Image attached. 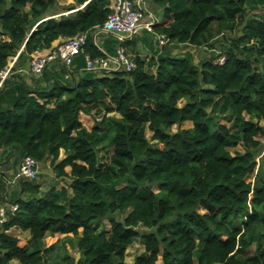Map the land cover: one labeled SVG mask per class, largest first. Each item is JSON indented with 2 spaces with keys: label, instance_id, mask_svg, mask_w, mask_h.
<instances>
[{
  "label": "trees",
  "instance_id": "16d2710c",
  "mask_svg": "<svg viewBox=\"0 0 264 264\" xmlns=\"http://www.w3.org/2000/svg\"><path fill=\"white\" fill-rule=\"evenodd\" d=\"M153 1L155 56L135 50L134 68L99 73L85 68L87 55L120 44L111 33L94 39L111 0H74L59 16L58 0H0V69L15 58L0 87L3 156L50 159L67 181L44 189L18 179L0 264H264V0ZM81 32L70 69L58 58L27 80L32 53ZM184 45L212 55L196 61ZM82 112L96 115L92 128ZM57 233L65 239L46 243ZM138 237L145 248L130 263Z\"/></svg>",
  "mask_w": 264,
  "mask_h": 264
},
{
  "label": "built area",
  "instance_id": "2783aa9c",
  "mask_svg": "<svg viewBox=\"0 0 264 264\" xmlns=\"http://www.w3.org/2000/svg\"><path fill=\"white\" fill-rule=\"evenodd\" d=\"M111 7L112 12L104 24L94 33V39L99 43L98 33H111L119 40L120 44L114 52H106L98 44L104 54L95 58L87 55L85 68L99 73L130 70L134 68L136 63L123 42L138 35L142 28L153 31L154 23L159 21L157 15L148 10L137 0H111ZM147 17L149 18L148 20L146 19ZM87 36V32H81L73 37H68L59 41L50 48L32 53L27 71L32 75H41L47 65L58 58L70 69L74 57L83 51V44L86 42ZM156 39L160 40L161 43L169 41V38L162 33L156 35ZM224 58V56L221 57L220 61L223 62ZM11 68L12 65H9L0 69V87L11 74ZM67 76H69V74H67ZM3 152L4 149L0 146V159L3 156ZM38 174L39 161L31 155H26L22 157L20 164L16 168L14 178L34 179L38 177ZM1 175L2 172L0 171V176ZM17 206V204L11 205L13 209H16ZM6 219L7 208L4 205H0V222Z\"/></svg>",
  "mask_w": 264,
  "mask_h": 264
},
{
  "label": "rangeland",
  "instance_id": "374dc122",
  "mask_svg": "<svg viewBox=\"0 0 264 264\" xmlns=\"http://www.w3.org/2000/svg\"><path fill=\"white\" fill-rule=\"evenodd\" d=\"M73 2H74V0H58L57 6L55 7L54 10H51L50 13L56 12L55 16H59L62 13L67 12V11H64V9L67 8L68 6L72 5ZM263 11H264L263 7H261L260 9L257 10V12H263ZM156 12L159 15H161V13L159 11H156ZM47 16H49V13ZM238 33H240L239 29L234 31L232 33V35L233 34L236 35ZM104 34L105 33L101 32L99 34V39H100V36H102ZM217 39L222 40L223 37L220 35V36H218ZM176 48L177 47H175L174 49L176 50ZM187 49L192 50L194 52L196 61H200V60L204 59L205 57H209L210 55H212V51L207 50L205 47H193V46H187V45L185 46L184 45L182 47L177 48V50H179V52H181V53H183ZM14 62H15V58H11L9 61V65L10 66L13 65ZM23 73L26 75L28 81H32L31 78L33 79V77H35L27 71V67H26V69H24ZM80 118L88 128H92L94 125V121L96 119V115L95 114L90 115V114H86V113H81ZM192 125H193V121L187 120V121L183 122L182 125H180V127L187 128V127H191ZM178 128H179V126L177 124H175L172 127L173 130H176ZM152 135H153V130L148 128L146 130V136L148 137V139L152 140ZM260 139L264 143V136L260 137ZM63 152L64 151H62L60 158L64 157ZM262 153H264V150ZM49 160L50 159L43 161V162H39V174H38V177L36 178V181H39L40 183H42L44 189H46L47 187H52L53 185H56L57 187L64 186L65 184H67L66 183L67 181L56 176V172L54 171ZM0 161H1V159H0ZM68 167H67L68 169H71L70 166H68ZM2 170H3V168L1 167V164H0V171L2 172ZM3 172L6 173L7 175H9V173L7 171H3ZM253 179H254L253 177L250 178V180H253ZM15 180H18V179L15 178ZM1 186L2 185L0 184V187ZM0 196H1L0 197V200H1L3 198L2 190H0ZM116 216L118 218L123 217L122 215H116ZM103 228H107V229L111 228V222L109 219H105L102 222L101 229H103ZM139 229L144 230L145 228H144V226H140ZM13 232L19 233V235L22 238V242H25L30 235V231H22V230L19 231V229H15V231H13ZM71 235H73V234H71ZM65 237H66L65 233H59V234H56L54 236L48 235L46 238V241H47L46 243L55 242L57 240H62V239H65ZM67 247L69 248L70 252L73 255H76V257H77L79 251L76 250L74 247H72L70 244H67ZM144 248H145V246H144L143 240L141 239V237H138L127 249V252H126L127 261L132 263L134 261L135 255L138 253H141L144 250ZM157 264H163L162 260L160 259L157 262Z\"/></svg>",
  "mask_w": 264,
  "mask_h": 264
},
{
  "label": "crops",
  "instance_id": "0c3cea01",
  "mask_svg": "<svg viewBox=\"0 0 264 264\" xmlns=\"http://www.w3.org/2000/svg\"><path fill=\"white\" fill-rule=\"evenodd\" d=\"M137 1H139L142 5H144L148 10L153 12L155 15L159 16V14L156 11L160 12V8L154 3L153 0H137ZM146 19L148 20L149 18L147 17ZM107 35L108 33H105L104 35L100 36V39L98 35V40L103 41V39ZM133 38H131L133 39L132 40L133 42H130V44L126 46L127 50L131 54H134L135 53L134 51L136 50L142 55L146 56L147 59H150L153 56H155L153 52H155V49L157 48V46L156 44H154V35L151 31H149L146 28H142L139 34ZM64 39L65 38L57 39L55 43H53V45ZM15 159H16V151L13 150L9 153H6V155L2 156L1 161H0L1 167L3 168L2 172L7 171L9 173V175L6 174L4 176V182H3L4 185L0 187V190H2L3 192V198L0 200V205H4L5 207H10L12 205L11 197L13 193L20 188L19 180H15L14 178V172L16 168L18 167V165L20 164V161L19 163H17ZM68 170L71 171V169H68ZM5 200L7 201L5 202ZM13 231H15V229L12 230V233L20 236L19 233H15Z\"/></svg>",
  "mask_w": 264,
  "mask_h": 264
},
{
  "label": "water",
  "instance_id": "95a60500",
  "mask_svg": "<svg viewBox=\"0 0 264 264\" xmlns=\"http://www.w3.org/2000/svg\"><path fill=\"white\" fill-rule=\"evenodd\" d=\"M48 17H49V16H48ZM34 28H35V27H34ZM80 255H81V253H80V251H79V253H78V255H77V260L79 259Z\"/></svg>",
  "mask_w": 264,
  "mask_h": 264
}]
</instances>
